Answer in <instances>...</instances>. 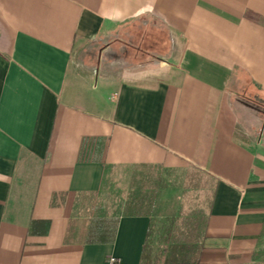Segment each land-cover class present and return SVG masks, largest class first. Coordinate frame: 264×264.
Segmentation results:
<instances>
[{
  "label": "crops",
  "instance_id": "crops-1",
  "mask_svg": "<svg viewBox=\"0 0 264 264\" xmlns=\"http://www.w3.org/2000/svg\"><path fill=\"white\" fill-rule=\"evenodd\" d=\"M139 25L163 58L64 91ZM139 169L209 184L190 264H264V0H0V264H140L151 217L96 204Z\"/></svg>",
  "mask_w": 264,
  "mask_h": 264
},
{
  "label": "rangeland",
  "instance_id": "rangeland-1",
  "mask_svg": "<svg viewBox=\"0 0 264 264\" xmlns=\"http://www.w3.org/2000/svg\"><path fill=\"white\" fill-rule=\"evenodd\" d=\"M166 35L155 26L139 25L114 31L111 38L73 55L64 91L68 88V93L91 99L104 86L103 73L141 68V64L149 62L153 55L163 58L165 48L162 45H167L169 40ZM114 61L120 66L113 65ZM74 67L78 72H84L87 67L89 74L75 78ZM95 71L98 75L93 74ZM117 184L120 188L125 186V183ZM127 184L128 188L122 190L119 187L107 190L105 196L96 201L97 209L103 208L104 213L124 214L131 210L147 214L152 224L148 242L160 253L161 259L171 250L177 253L191 251L195 258L210 201L209 184L206 186L207 182L190 169H139L131 173Z\"/></svg>",
  "mask_w": 264,
  "mask_h": 264
},
{
  "label": "trees",
  "instance_id": "trees-1",
  "mask_svg": "<svg viewBox=\"0 0 264 264\" xmlns=\"http://www.w3.org/2000/svg\"><path fill=\"white\" fill-rule=\"evenodd\" d=\"M112 235H114L113 232ZM151 236H152V224L151 226H149L147 230L146 241L143 245L140 264H190L191 262L190 259L193 258V254H194L191 251H187L186 253L185 252L177 253L171 250L168 251L165 258L161 259L160 253L155 252L153 246L148 242ZM112 239L113 237L111 238V240ZM92 241L93 240L90 237L89 242Z\"/></svg>",
  "mask_w": 264,
  "mask_h": 264
},
{
  "label": "built area",
  "instance_id": "built-area-1",
  "mask_svg": "<svg viewBox=\"0 0 264 264\" xmlns=\"http://www.w3.org/2000/svg\"><path fill=\"white\" fill-rule=\"evenodd\" d=\"M108 264H119L115 259H109Z\"/></svg>",
  "mask_w": 264,
  "mask_h": 264
}]
</instances>
